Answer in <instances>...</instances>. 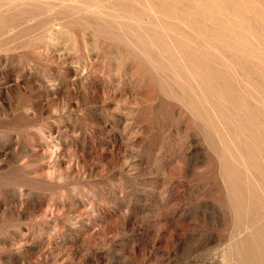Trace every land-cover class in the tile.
I'll use <instances>...</instances> for the list:
<instances>
[{
	"label": "rangeland",
	"instance_id": "obj_1",
	"mask_svg": "<svg viewBox=\"0 0 264 264\" xmlns=\"http://www.w3.org/2000/svg\"><path fill=\"white\" fill-rule=\"evenodd\" d=\"M0 264H264V0H1Z\"/></svg>",
	"mask_w": 264,
	"mask_h": 264
},
{
	"label": "bare ground",
	"instance_id": "obj_2",
	"mask_svg": "<svg viewBox=\"0 0 264 264\" xmlns=\"http://www.w3.org/2000/svg\"><path fill=\"white\" fill-rule=\"evenodd\" d=\"M1 1V0H0ZM56 1V0H55ZM62 1V0H61ZM14 3V2H13ZM7 6V5H6ZM47 6H48V4H47ZM52 6V5H51ZM65 7V6H64Z\"/></svg>",
	"mask_w": 264,
	"mask_h": 264
}]
</instances>
